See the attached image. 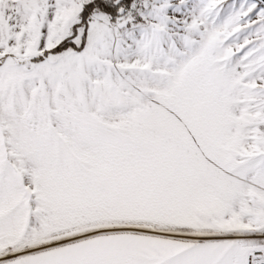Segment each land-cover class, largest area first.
Instances as JSON below:
<instances>
[{"label": "snow or ice", "instance_id": "1", "mask_svg": "<svg viewBox=\"0 0 264 264\" xmlns=\"http://www.w3.org/2000/svg\"><path fill=\"white\" fill-rule=\"evenodd\" d=\"M0 264H264V0H0Z\"/></svg>", "mask_w": 264, "mask_h": 264}]
</instances>
